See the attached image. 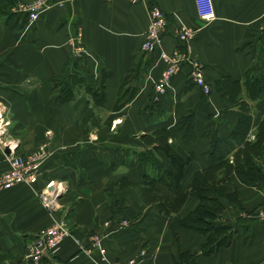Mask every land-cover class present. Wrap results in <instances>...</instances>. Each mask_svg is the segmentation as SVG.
<instances>
[{"label": "crops", "instance_id": "0c3cea01", "mask_svg": "<svg viewBox=\"0 0 264 264\" xmlns=\"http://www.w3.org/2000/svg\"><path fill=\"white\" fill-rule=\"evenodd\" d=\"M14 1L0 0V102L10 119L7 132L19 140L16 152L45 143L50 155L36 183L0 189V264H34L22 258L27 240L60 218L70 234L39 264H100L101 254L119 262L135 256L134 264H175L178 251L199 250L205 235L180 225L176 213L159 212L142 193L139 154L150 149L143 136L168 130L179 154L193 153L181 179L185 189L194 172L211 162L213 139L235 143L231 160L238 145L231 132L241 113L250 117L245 139L253 141L264 107L261 95L248 93L244 75L247 70L264 75V0H211L215 16L208 22L198 17L195 0H147L168 18L160 46L149 53L140 50L147 2L69 0L45 9L30 24L24 16L10 15L5 4ZM180 26L197 29L190 55L202 63L210 92L191 82L183 66L170 91L153 102L150 94L164 68L159 52L177 45ZM77 33L85 47L81 58L74 57L70 44ZM74 71L86 85H103L102 103L84 85L75 88L74 99L59 100L56 81ZM126 87L134 94L115 108ZM189 113L192 130L186 135L177 125ZM156 154L167 166L166 157ZM256 159L264 173V153ZM6 168L0 150V172ZM50 178L67 185L51 213L36 194ZM225 191H235L237 201L222 196L226 208L215 220L238 222L229 245L189 264H264V221L238 219L239 210L264 203V183L245 184L232 172ZM198 202L189 197L179 214Z\"/></svg>", "mask_w": 264, "mask_h": 264}, {"label": "trees", "instance_id": "16d2710c", "mask_svg": "<svg viewBox=\"0 0 264 264\" xmlns=\"http://www.w3.org/2000/svg\"><path fill=\"white\" fill-rule=\"evenodd\" d=\"M244 81L250 96H262L259 103L264 107V75H255L251 70H247ZM56 84L59 85V100L61 101L74 99L75 88L79 85H84L83 89L88 91L97 103H102L104 100L103 85L96 87L86 85L84 79L75 71L62 80L56 81ZM133 94L134 91L127 87L119 91L115 100V108L125 104ZM256 123L253 141L245 139L250 128V117L243 113L239 115L238 123L231 132L234 142L238 144L231 160L229 152L235 147V143L220 138L213 139L209 148L211 162L194 172L186 189L181 186V179L184 166L193 158V153L189 152L185 158L179 154L167 139L170 135L168 130L159 128L143 136V141L150 146L149 150H142L139 154L140 172L143 179L141 190L145 199L153 203L156 209L165 215L176 213V220L180 225L205 235V240L199 250H182L178 251L175 256L173 255L175 264H189L200 254L216 253L221 246L229 245L238 222L227 224L215 219L226 208L220 199L222 196H225L229 203L237 201L235 191H225V184L230 174L235 173L240 182L248 185L264 183V173L256 159L258 153H264V116ZM177 126L182 127L186 135H190L192 114L185 115ZM158 152L168 160L167 166L156 154ZM191 196H196L199 202L187 213L179 214L180 207Z\"/></svg>", "mask_w": 264, "mask_h": 264}, {"label": "built area", "instance_id": "2783aa9c", "mask_svg": "<svg viewBox=\"0 0 264 264\" xmlns=\"http://www.w3.org/2000/svg\"><path fill=\"white\" fill-rule=\"evenodd\" d=\"M69 0H26L17 2L16 8L12 11L22 13L28 20V23H34L41 13L50 7H63ZM131 4L147 2V0H126ZM198 17L203 21H210L214 18L213 6L211 0H195ZM148 24L144 32L143 40L140 44V50L144 53L154 52L160 46L162 38L167 32L168 18L162 9L156 3H148ZM197 29L180 26L175 31L176 44L171 51L161 50L159 58L164 64L160 76L156 79L150 100L153 102L160 100L171 89V82L174 75L181 72L183 66H188V79L198 85L206 94L210 92V84L204 77L202 63L190 55V42L195 37ZM74 57L81 58L85 52L80 34L70 40ZM10 119L7 118L5 106L0 102V147L4 151L8 168L0 172V189L9 188L16 183H26L33 185L39 179L41 165L50 155V151L45 143L39 144L26 153H17L15 151L16 142L11 138L8 131ZM8 149V152L5 149ZM67 189L65 181L61 179L50 178L44 182L42 187L36 190L38 199L49 209L54 211L59 207L57 199L60 193ZM240 217L253 218L264 221V203L259 204L255 209H242ZM70 234L69 228L63 219H55L46 226L41 227L34 237L27 244L26 258L33 261H39L41 257L52 255L62 241ZM94 244L98 245L97 236L93 235ZM143 251H141L142 253ZM136 257H130L126 262H119L117 259H108L106 255L101 254L100 264H134Z\"/></svg>", "mask_w": 264, "mask_h": 264}, {"label": "rangeland", "instance_id": "374dc122", "mask_svg": "<svg viewBox=\"0 0 264 264\" xmlns=\"http://www.w3.org/2000/svg\"><path fill=\"white\" fill-rule=\"evenodd\" d=\"M19 1H22V0H16V1H14V2H11L10 3V5L9 4H5V6L6 5H8V8H9V10H11V12H10V15H18V16H24L22 13H20V12H17V11H12V8H16V6H17V2H19ZM24 18H25V20L26 21H28L27 20V18L24 16ZM38 20V19H37ZM36 20V21H37ZM83 56V55H82ZM81 56V57H82ZM85 90V89H84ZM11 136V138H13V140L16 142V145H14L15 146V151H16V147H17V145H18V143H19V140L17 139V138H15V137H13L12 135H10ZM0 150L4 153V151L1 149V147H0ZM32 150V149H31ZM30 151V150H29ZM28 152V151H27ZM17 153H20V152H17ZM23 152H21L20 154H22ZM24 153H26V152H24ZM39 189V188H38ZM37 190V189H36ZM67 190V189H66ZM66 190L64 191V193L66 192ZM64 193H60V195H59V197L57 198L59 201H60V197L61 196H63L64 195ZM37 194V193H36ZM38 196V195H37ZM39 198V197H38ZM41 202V201H40ZM46 208V207H45ZM47 209V208H46ZM48 211H49V209H47ZM240 211H242V210H239V217H240ZM49 213H51V212H49ZM240 219H253V218H246V217H240ZM255 220V219H254ZM256 221V220H255ZM257 221H259V220H257ZM67 224V223H66ZM67 226V225H66ZM68 227V226H67ZM69 228V227H68ZM34 237V236H33ZM32 237V238H33ZM32 238L31 239H28L27 240V242H26V244H25V250H24V253L22 254L23 256H22V258L25 260H28V261H30V262H32V263H37V264H39V262L41 261V259H43L44 257H41L40 259H39V261H33V260H31V259H28V258H26L25 257V253H26V248H27V244L30 242V240H32ZM143 251V250H142ZM143 253V252H142ZM141 253V254H142ZM130 258V257H129ZM134 263H135V261H134ZM133 264V263H132Z\"/></svg>", "mask_w": 264, "mask_h": 264}, {"label": "water", "instance_id": "95a60500", "mask_svg": "<svg viewBox=\"0 0 264 264\" xmlns=\"http://www.w3.org/2000/svg\"><path fill=\"white\" fill-rule=\"evenodd\" d=\"M153 146L156 147V145H153ZM5 151L8 152V149L6 148Z\"/></svg>", "mask_w": 264, "mask_h": 264}]
</instances>
